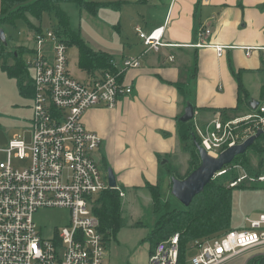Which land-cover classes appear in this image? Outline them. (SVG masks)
<instances>
[{"label": "built area", "instance_id": "2783aa9c", "mask_svg": "<svg viewBox=\"0 0 264 264\" xmlns=\"http://www.w3.org/2000/svg\"><path fill=\"white\" fill-rule=\"evenodd\" d=\"M135 31L144 53L167 45L164 25L149 31L135 27ZM201 33L207 35L210 30ZM32 39L34 46L25 60L33 90L30 136L26 141L15 134L5 147L0 146V264H105L107 242L98 231L99 220L91 207L94 198L110 187L95 157L102 138L88 129L82 118L93 106L113 108L119 98L132 94V85L120 82L118 75L139 67L140 59L112 60L117 72L97 71L81 81L69 70L67 45L61 37L47 29L33 32ZM226 47L213 45L218 56ZM244 49L247 55L260 49L264 58V46ZM193 129L198 144L217 157L257 130L264 131V95L252 112L230 118L217 113L204 123L193 121ZM13 160L23 165L15 166ZM237 166H223L214 178ZM243 180L264 182V174H243L229 186ZM40 207L67 208L69 224L43 237L33 217ZM244 222L245 228L194 240L191 248L196 254L189 263L223 264L246 249L264 246V212L246 216ZM178 254L175 233L157 243L148 264H176Z\"/></svg>", "mask_w": 264, "mask_h": 264}, {"label": "crops", "instance_id": "0c3cea01", "mask_svg": "<svg viewBox=\"0 0 264 264\" xmlns=\"http://www.w3.org/2000/svg\"><path fill=\"white\" fill-rule=\"evenodd\" d=\"M87 1L109 4L119 12L117 24L112 26L99 13L105 8H101L97 15L86 12L94 18L93 25L98 30L105 28L119 36L126 35V31H121L120 22L122 12L130 9L125 10V7L132 5L145 8L137 15L129 16L134 31L135 27L149 31L164 25L163 40L167 45L157 52L144 53L141 41L140 45L119 41L111 49L112 46L106 43L108 41L100 39L101 42H96L89 36L93 43L89 46L93 50L111 54L118 63L125 57L139 56L140 59L139 67L128 69L123 76L125 83L132 85V94L119 98L113 108L93 106L84 112L82 118L88 129L101 136L99 150L105 141L106 157L103 154L98 156L97 151V161L104 166L106 174L108 167L112 169L116 186L117 181L123 184L117 188L123 193L120 196L125 198V186L137 192L146 182L156 183L163 174L168 175L163 173L162 168L165 171L166 166L172 168L179 159L183 148L177 135V120L187 103L194 108L192 124L193 121L204 123L217 113L223 116L221 110L234 108L238 103V75L247 99L242 100L238 111H227L225 115L241 116L254 111L248 103L251 99L261 98L264 58L260 49H253L247 55L244 47L264 46V0ZM204 29H209L210 33L202 35ZM33 32L26 28L21 39H7L10 49L13 45L32 48ZM4 36L6 39L5 33ZM107 36H110L109 33ZM111 42L114 44L115 41ZM213 45L229 47L218 56ZM169 56L172 60L168 59ZM88 75L86 73L82 80H86ZM178 84L183 85L182 90L177 87ZM98 115L100 119L97 121ZM148 199L150 204L149 195ZM262 212L264 182L256 186L244 182L242 187L233 191L231 229L245 228L246 216ZM122 229L112 239L117 245L121 242L119 234ZM151 250L147 241L144 264H148ZM262 253L264 246L249 248L223 264H245L249 257ZM110 258L111 253L106 249L105 264H111Z\"/></svg>", "mask_w": 264, "mask_h": 264}, {"label": "trees", "instance_id": "16d2710c", "mask_svg": "<svg viewBox=\"0 0 264 264\" xmlns=\"http://www.w3.org/2000/svg\"><path fill=\"white\" fill-rule=\"evenodd\" d=\"M65 3L73 4L79 10L91 15L95 14L99 7L109 5L87 0H0V26H12L16 20H20L28 29L41 32V26L39 24L33 26L30 19L41 22L44 13L52 14L57 20V26L52 27L51 30L62 38L67 47L76 46L78 65L81 70L90 75L102 70L117 72L111 63L113 60L111 54L93 50L82 38L80 31L71 27L70 17L62 8V4ZM5 40L7 42V39ZM5 47L6 43L0 40V56L11 57L14 62L10 66H5V69L9 76L15 77L17 80L19 93L31 99L33 94L31 78L24 58L31 53V48L20 46L8 51ZM126 71L118 75L120 82L125 83L123 76ZM236 81L238 103L234 108L221 110L224 118H226L227 111H238L242 100L247 99L246 91L238 75ZM177 87L182 90L183 85L178 84ZM263 95L264 88H262L261 96ZM177 135L182 143L183 151L188 154L190 169L182 178L173 176L169 168H166V173L171 177L183 179L200 163L194 144L198 138L194 134L192 120L185 123L177 120ZM252 156H257L258 160L255 169L249 171ZM232 164H239L246 168L245 170L249 171L246 174L249 176L257 177L264 174V132L255 139L244 153L235 156L233 161L225 166ZM237 177V170L232 168L225 174L211 179L204 189L192 198L190 204L187 207L182 205V208L172 207L168 201L162 203L161 191L157 182L153 184L146 182L145 188L151 197V212L155 216L152 228L146 235V240L152 248L151 253L158 242L178 233L179 254L176 264H185L186 250L192 249L194 240L209 239L231 229L233 191L242 187L244 181H247L243 180L235 186H229V183ZM120 198L118 188H107L100 192L92 202L91 210L99 220L98 231L102 234L105 242L115 239L124 226ZM245 264H264V253L249 257Z\"/></svg>", "mask_w": 264, "mask_h": 264}, {"label": "rangeland", "instance_id": "374dc122", "mask_svg": "<svg viewBox=\"0 0 264 264\" xmlns=\"http://www.w3.org/2000/svg\"><path fill=\"white\" fill-rule=\"evenodd\" d=\"M62 8L70 17L71 27L73 29L79 30L84 39H86L87 44L90 46L92 43L90 41V37L96 42H101L99 41L100 39L108 41L106 43L112 46L111 49H113L115 47V44L119 43V41L122 43L127 42L133 45H140L139 42L141 41V39L138 37L137 33H135L133 24H130L129 16H135L145 9L141 6L137 7L135 5H132V7H125V10L126 8H130L127 9L130 13H128L127 15V10L126 12H122L123 16L120 22L121 31H126L127 33L126 35L122 34V36H119L114 31L107 30L105 28L103 30H98L93 25L95 23L94 18L89 16L85 11L79 10L73 4H62ZM101 8L105 9L103 10ZM98 11L101 17H104V19L107 21V24H110L111 26L112 24H117L116 19H118L119 12H116L117 10H115L113 7H111L110 5L99 7L95 15L98 14ZM97 17L98 16H96V18ZM30 21L33 26H37L39 24L44 31L57 26L56 18L52 14L47 13L43 14L41 22H38L36 21V19L32 18L30 19ZM104 25L106 24L104 23ZM0 28L6 34V39L11 38L13 40H19L23 37V31L27 27L23 21L16 20L14 22V25H3L0 26ZM18 32H21V34H18ZM108 33L110 36H107ZM111 41H115L114 44ZM10 46L11 44L10 42H8L6 47L10 49ZM16 47L20 46L13 45V49H15ZM124 50L126 51L127 49L125 48ZM67 56L68 67L71 74L75 78L82 80V78L86 76V73L81 70L78 65L79 59L76 46L72 45L67 47ZM26 57L27 55L24 57L25 60ZM13 63L14 62L11 57L6 58L4 56H0V146L2 147H5L8 140L11 139L15 134H19L21 138L26 141L30 136L29 118L31 115V101L30 99L22 96L19 93L16 84L17 80L15 79V77L9 76L7 70L5 69V66H10ZM98 107L104 106L99 105ZM230 117L232 116H227V118ZM99 119L100 116L98 115L97 121ZM209 120H211V118L206 121ZM105 145L106 143L105 141H103L101 150L97 152L98 156L99 154H103L104 157H106V150L104 148ZM180 152L181 153L179 159L177 158L176 163L172 165V168H170V170L172 171L173 176L182 178L190 168L188 162V154L183 150H181ZM97 153L95 154L96 159H98ZM1 157L2 156L0 155V158ZM163 160L164 158L161 159V161ZM257 160V156H252V159H250L249 171L255 169ZM98 164L102 173L105 174L104 166L101 163ZM13 165L20 166L23 164L17 160H13ZM170 166L171 161H169V167ZM234 169L237 170L238 177L249 172L245 170L246 168H243L240 165ZM162 171L163 173L166 172L164 168H162ZM170 177L171 176L168 175L166 177V175L163 174L162 177L157 181V184L161 191L162 203L168 201L171 203L172 207L174 206L177 208H182V204L177 199H175L170 192ZM244 182L252 184L253 186H256V184L260 183H251L249 181ZM117 185V187H121V185L123 186V184L118 181ZM118 190L120 191V189ZM124 190L126 191V197L122 198L120 196L123 207L122 215L124 218V226L119 234L121 242L119 245H117L113 240H110L106 243V249L109 253H111L109 262L111 264H144V261H146V255H144V250L146 249L147 245L146 235L152 228L153 222L155 220V216L151 212V201L150 204L148 203V195L150 196V194L146 190L145 185L143 186V188L137 190V192L136 189L128 186H125ZM33 217L34 222L38 226L43 237L50 236V234L53 233L54 230L68 225L70 222V212L67 208L64 207H40L36 210ZM195 254V250L188 248L185 254V264H190L189 260Z\"/></svg>", "mask_w": 264, "mask_h": 264}, {"label": "water", "instance_id": "95a60500", "mask_svg": "<svg viewBox=\"0 0 264 264\" xmlns=\"http://www.w3.org/2000/svg\"><path fill=\"white\" fill-rule=\"evenodd\" d=\"M0 40L6 43L3 30L0 28ZM252 110L258 105V100L251 99L248 103ZM194 118V108L192 104L187 103L184 107L182 115L178 118L180 122H188ZM264 131L257 130V132L248 137L240 144L234 145L221 152L217 157L210 156L205 150L194 142L200 163L192 170L185 178L179 179L170 177L172 196L177 199L183 206L187 207L192 198L200 193L206 184L214 178V174L219 171L223 166L231 163L235 156L245 152V150L255 141V139ZM165 160H163L164 163ZM107 180L110 188L116 186L115 176L110 167L107 168Z\"/></svg>", "mask_w": 264, "mask_h": 264}]
</instances>
